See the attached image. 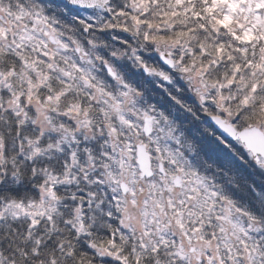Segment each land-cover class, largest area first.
Listing matches in <instances>:
<instances>
[{"label":"snow or ice","instance_id":"obj_1","mask_svg":"<svg viewBox=\"0 0 264 264\" xmlns=\"http://www.w3.org/2000/svg\"><path fill=\"white\" fill-rule=\"evenodd\" d=\"M0 264H264V0H0Z\"/></svg>","mask_w":264,"mask_h":264}]
</instances>
